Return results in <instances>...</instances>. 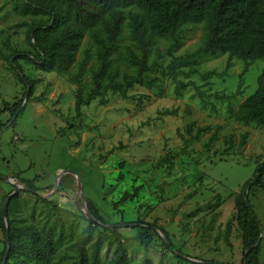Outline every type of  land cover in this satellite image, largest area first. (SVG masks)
<instances>
[{
  "label": "rangeland",
  "instance_id": "374dc122",
  "mask_svg": "<svg viewBox=\"0 0 264 264\" xmlns=\"http://www.w3.org/2000/svg\"><path fill=\"white\" fill-rule=\"evenodd\" d=\"M13 4L0 0V178L6 179L0 180V213L19 184L5 208L6 226L15 221L52 228L58 252L50 264H76L75 244L95 222L91 208L102 222L92 229V243L102 240L100 264L114 257L117 240L129 264L146 257L151 264H240L234 199L264 163V127L238 123L233 115L256 91L263 62L255 61L241 76V61L196 57L203 29L189 27L170 55L165 51L172 43L157 42L161 58L142 86L131 88L125 99L98 97L80 107L77 117L76 93L85 102L93 89V42L83 39L68 72L38 71L25 60L35 56L33 19L20 16ZM129 43L123 28L111 58L117 83L132 75L123 60ZM13 54L23 55L15 65L34 82L29 99L10 67ZM171 65L180 72L177 82L192 84L179 95ZM190 70L195 73L187 75ZM17 103L21 111L9 121ZM125 194L129 198L121 201ZM248 201L261 225L258 263L264 264V191L250 189ZM3 241L0 232V254ZM168 242L174 251L164 247Z\"/></svg>",
  "mask_w": 264,
  "mask_h": 264
},
{
  "label": "trees",
  "instance_id": "16d2710c",
  "mask_svg": "<svg viewBox=\"0 0 264 264\" xmlns=\"http://www.w3.org/2000/svg\"><path fill=\"white\" fill-rule=\"evenodd\" d=\"M12 1L16 13L33 19L29 39L35 56L33 60H25L36 70L58 75L66 73L75 65L83 39L89 36L93 42L96 60V70L91 77L93 89L85 102L79 92L76 93L74 111L77 117L80 115V107L98 97L112 93L125 99L131 88L142 86L144 75L157 67L161 58L157 42H171L165 51L170 55L180 48L183 34L189 27L201 26L203 29L200 46L194 54L196 57L216 59L227 56L229 60L241 61L244 66L241 76L255 61L260 60L264 64V0ZM123 28L127 30L130 41L129 46L125 47L123 60L130 67L132 75L123 76L122 83H117L118 72L113 69L111 58L118 51ZM11 58L10 67L25 89L23 96L29 99L34 82L26 79L15 65L17 59H23V55L13 54ZM87 58L85 56L81 62L80 70ZM169 70L174 78L177 95L180 90L192 85H184L175 80V75L180 74L177 67L171 65ZM192 73L195 71L190 70L187 75ZM256 86L254 94L241 103L233 118L244 125L264 127V69L256 80ZM99 103L106 104L105 99L101 98ZM13 107L9 121L16 120L21 111V103ZM230 113L233 114L232 111ZM4 126L0 124V131ZM263 176L264 163H261L234 199L236 224L242 241L240 264H259L261 225L249 204L248 193L252 188L264 191ZM136 193L135 190L131 196H136ZM126 198H129L128 194L121 201ZM42 202L45 203L44 200ZM14 203L15 198L10 206ZM87 210L95 222L89 223L75 244L76 264H100L102 240L98 237L92 243V229L102 222L91 208ZM20 223L8 221L6 226L3 214L0 213V232L4 237L0 264H50L58 252L53 229ZM116 231H111L114 236L117 235ZM160 232L167 237L162 230ZM116 243L114 257L108 264H129L125 249L119 240ZM164 247L174 251L169 242L164 243ZM176 257L181 259L183 256L176 252ZM141 264L151 262L146 257Z\"/></svg>",
  "mask_w": 264,
  "mask_h": 264
},
{
  "label": "water",
  "instance_id": "95a60500",
  "mask_svg": "<svg viewBox=\"0 0 264 264\" xmlns=\"http://www.w3.org/2000/svg\"><path fill=\"white\" fill-rule=\"evenodd\" d=\"M2 181H6V179H3V178H0ZM24 190H26V191H28V189L26 188V187H22ZM18 190H19V184H15L14 185V192L10 195V196H8L7 197V199H6V202H5V207H4V210H3V217H4V220L6 219V205H7V203L9 202V200L14 196V195H16L17 194V192H18ZM6 243H7V249H8V238L6 239ZM5 259L6 258H4V261H5Z\"/></svg>",
  "mask_w": 264,
  "mask_h": 264
},
{
  "label": "flooded vegetation",
  "instance_id": "af4514ba",
  "mask_svg": "<svg viewBox=\"0 0 264 264\" xmlns=\"http://www.w3.org/2000/svg\"><path fill=\"white\" fill-rule=\"evenodd\" d=\"M1 180V179H0ZM29 191V190H28Z\"/></svg>",
  "mask_w": 264,
  "mask_h": 264
}]
</instances>
